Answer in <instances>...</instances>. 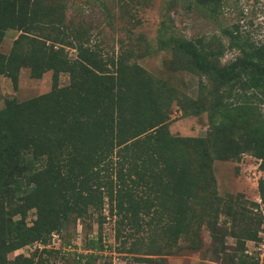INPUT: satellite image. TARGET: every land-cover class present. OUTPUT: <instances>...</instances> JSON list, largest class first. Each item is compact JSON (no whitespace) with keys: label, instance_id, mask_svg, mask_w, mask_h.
<instances>
[{"label":"trees","instance_id":"obj_1","mask_svg":"<svg viewBox=\"0 0 264 264\" xmlns=\"http://www.w3.org/2000/svg\"><path fill=\"white\" fill-rule=\"evenodd\" d=\"M94 1L109 26L126 35L112 52L92 21L78 16L84 5L0 0V45L8 29L19 31L9 51L0 49V74L14 88L22 67L32 78L47 70L52 77L48 90L23 100L8 97L0 107V264H41L36 257L51 253L45 245L54 232L105 205L116 216V239L123 227L130 229L128 249L139 253L132 257L137 262L175 251L181 239L199 248L205 225L223 264H264L245 251L246 239L261 240L259 225L240 208L238 194L219 193L215 172L217 159L244 153L264 168V41L252 39L239 22L196 37L172 33L163 22L155 45L138 29L139 6L150 0H117L118 11L107 0ZM192 1L211 13L227 2ZM233 48L237 55L223 61ZM163 49L173 54L172 69L197 74L196 96L139 61ZM61 72L68 74L64 84ZM174 104L182 116L206 112L205 134H173ZM259 191L264 202V178ZM227 232L236 239L232 248L225 244ZM34 242L44 246L39 254L9 257ZM96 245L91 238L89 246ZM91 256L79 253L77 263L89 264Z\"/></svg>","mask_w":264,"mask_h":264},{"label":"rangeland","instance_id":"obj_2","mask_svg":"<svg viewBox=\"0 0 264 264\" xmlns=\"http://www.w3.org/2000/svg\"><path fill=\"white\" fill-rule=\"evenodd\" d=\"M226 5L219 13H211L204 6L192 0H150L148 5L139 6L137 15L141 17L138 29L142 31L152 43L156 45L159 30L163 22L169 27V31L175 34H182L187 37L198 35H211L212 33H222L225 27L234 28L235 23L241 24L243 32L258 42L264 41V0H226ZM71 9L76 5H84V10L79 17L91 22L95 31H100V37L104 42V47L111 52L118 48L119 37L126 36L119 30L112 29L107 23L100 4L97 1L83 2V0H67ZM114 11H118L117 0H107ZM140 5V4H139ZM121 10V9H120ZM118 23V22H117ZM19 31L8 29L3 38L0 49L9 51L14 38ZM224 35V34H223ZM228 40L226 35L223 36ZM75 54V49H70ZM238 49H227L223 56V61L234 58ZM139 61L156 76L161 77L172 84L174 83L181 91L191 96H196L198 91V76L190 69H172L173 54L170 49L155 51ZM68 81V74H59V84ZM51 71L47 70L41 78L30 77L29 69L22 67L19 71L17 87L14 88L10 78L0 74V107L8 97H15L23 100L48 90L51 87ZM264 107V104H263ZM169 128L174 134H205L207 129L206 112L199 115H180L176 104L173 111ZM215 172L218 179V190L223 196L229 193L238 194L242 204L252 216V224L259 225V230L264 229V202L261 201L259 191L260 178H264V168L260 167V159L250 153H244L240 159H217L215 161ZM258 200L260 205H253L252 201ZM34 218L33 211L27 215V222ZM226 218L220 214V221ZM102 219V223H99ZM116 216L110 215L107 205L100 212H93L90 216L80 218L75 225L71 224L61 232H54L50 241L45 245L51 249V253L41 252L38 258L41 264H83L77 263L79 253H91L89 264H223L210 244V235L205 227L200 228L202 243L199 248H193L188 241L180 240L181 246L171 250L157 251L155 254L144 255L151 258L149 261L137 262L132 257L139 255L137 252H130L129 241L132 235L128 234L130 229L126 226L122 229L120 239L115 237ZM229 219L227 218V224ZM260 221V222H259ZM220 222V223H221ZM137 235V234H135ZM146 235V234H144ZM97 240L95 247L89 246V240ZM235 237L227 232L225 234V244L227 248L234 247ZM260 239H246L245 251L252 257L258 258L264 263V246ZM44 246L39 242L28 244L9 254L13 257L18 253L29 255L35 250L40 253ZM144 249V247L141 246ZM122 249V250H121ZM205 252V255L202 253ZM82 259H86L85 256Z\"/></svg>","mask_w":264,"mask_h":264},{"label":"built area","instance_id":"obj_3","mask_svg":"<svg viewBox=\"0 0 264 264\" xmlns=\"http://www.w3.org/2000/svg\"><path fill=\"white\" fill-rule=\"evenodd\" d=\"M259 234L261 235V240H262L261 243H262V245L264 246V229H262V230L260 229V230H259Z\"/></svg>","mask_w":264,"mask_h":264}]
</instances>
